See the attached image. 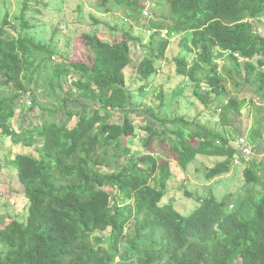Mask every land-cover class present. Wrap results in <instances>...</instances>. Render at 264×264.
Wrapping results in <instances>:
<instances>
[{"label": "trees", "instance_id": "16d2710c", "mask_svg": "<svg viewBox=\"0 0 264 264\" xmlns=\"http://www.w3.org/2000/svg\"><path fill=\"white\" fill-rule=\"evenodd\" d=\"M97 1L106 11L113 2L152 32L150 48L157 52L137 65L141 79L158 71L155 58L184 33L181 45L195 56L174 58L176 73L194 83V97L217 110L223 125L247 103L227 80L255 84L264 103V34L255 25L264 0ZM21 2L17 35L6 27L7 14L0 23V136L24 148L7 161L29 204L26 220L0 226V264H264V163H247L244 197L209 192L186 216L161 203L172 171L154 152H174L181 168L198 155L221 158L206 169L210 180L229 173L251 149L243 153L239 141L199 115L154 116L141 127L144 150L131 153L136 134L124 69L140 38L128 30L116 38L84 33L80 55L65 56L53 40L30 34V5ZM145 9L153 14L140 23ZM251 99L256 113L244 139L253 143L264 138V104ZM35 108L40 112L29 114ZM97 232L106 241L95 245Z\"/></svg>", "mask_w": 264, "mask_h": 264}, {"label": "rangeland", "instance_id": "374dc122", "mask_svg": "<svg viewBox=\"0 0 264 264\" xmlns=\"http://www.w3.org/2000/svg\"><path fill=\"white\" fill-rule=\"evenodd\" d=\"M21 1L23 0H0V23L7 14L9 23L6 27L14 35H17L20 29L18 18L23 9ZM28 2L30 6L25 13V19L33 25L29 31L30 34L44 42L53 40L59 54L63 53L65 56L77 58L80 55L82 51L80 38L84 33L97 32L102 38L108 36L116 38L123 31L128 30L133 36L140 38L139 42L132 45L131 63L124 69L126 87L132 95L129 119L135 124L136 134L130 141L131 153L138 151L142 153L144 150L140 141L144 134L141 127L146 122L153 121L154 116L166 119L184 116L192 120L199 115L201 120L209 121L210 125L225 129L231 140L243 141V145L250 146L252 153L249 157L246 156L243 160L238 158L229 173L210 180L205 178L206 169L221 158L198 155L185 168H181L175 160L174 152L168 151L165 154L154 152V156L160 155L162 159L168 160L172 171L161 203H172L179 213L186 216L198 205L197 198L204 197L209 192L219 199H222L225 194H232L234 199L239 195L244 197L247 194L244 178L247 163L249 161L264 163V138L253 143L244 139L256 113L251 97H254L258 103L264 104L255 95V84L244 81L242 76L236 77L239 82L244 81L239 86L227 80L228 89L236 93L239 88V96L244 97L247 103L239 116L229 114L230 125L225 126L221 123L217 110L205 107L194 97V83L188 77L184 78L176 73L174 58L186 56L188 61H191L195 56V52H190L181 45L184 33L170 38L171 42L164 54L155 58L158 71L146 81L140 78L137 65L144 57H155L157 51L150 48L152 32L126 19L125 14L116 8L113 2L108 3V6L112 7L110 11L98 6L97 0H28ZM151 14L153 12L150 9H145L140 23L147 22ZM255 25L257 32L264 34V17ZM217 61L220 65L226 63L222 59ZM41 84L42 80L34 86L35 91L40 89ZM160 93H162L161 98ZM37 112L40 111L35 108L29 114L35 116ZM24 116H26L25 113L17 114L16 119L22 122ZM121 120L122 118H118V115L114 118L115 122H121ZM72 124L73 121L69 123V126ZM160 148L163 151L168 150V147L164 145H160ZM22 150L24 148L14 145L10 138L0 136V226L9 219L16 218L24 221L28 216L29 202L18 182L14 168L7 161ZM28 152L33 151L31 149ZM255 189L261 190L262 185H256ZM187 192L190 195H187ZM104 236L105 233L97 232L93 244L96 245L101 238L105 242Z\"/></svg>", "mask_w": 264, "mask_h": 264}, {"label": "built area", "instance_id": "2783aa9c", "mask_svg": "<svg viewBox=\"0 0 264 264\" xmlns=\"http://www.w3.org/2000/svg\"><path fill=\"white\" fill-rule=\"evenodd\" d=\"M239 143L243 146V148H242L243 153H245V154H249V153H250V148L247 147V146H245V145H243V144H242L243 141H242V142L239 141Z\"/></svg>", "mask_w": 264, "mask_h": 264}]
</instances>
